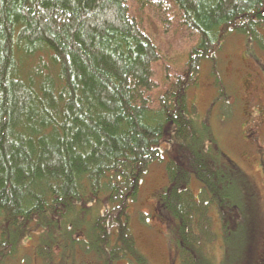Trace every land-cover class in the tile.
<instances>
[{
  "label": "trees",
  "instance_id": "trees-1",
  "mask_svg": "<svg viewBox=\"0 0 264 264\" xmlns=\"http://www.w3.org/2000/svg\"><path fill=\"white\" fill-rule=\"evenodd\" d=\"M263 29L264 0H0V264L27 262L34 238L49 262L150 264L132 207L168 130L182 156L167 163L160 208L182 264L214 261L213 206L226 239L245 210L249 242L253 209L209 167L187 88L227 37L264 47ZM183 41L186 66L171 74L166 64L156 95L158 66ZM190 178L200 195L183 186Z\"/></svg>",
  "mask_w": 264,
  "mask_h": 264
},
{
  "label": "rangeland",
  "instance_id": "rangeland-1",
  "mask_svg": "<svg viewBox=\"0 0 264 264\" xmlns=\"http://www.w3.org/2000/svg\"><path fill=\"white\" fill-rule=\"evenodd\" d=\"M159 24L150 19L147 30L153 38L159 37ZM264 34V29H263ZM171 33L161 35L162 41L166 44ZM172 41V39H170ZM184 42V41H183ZM176 43L169 50L164 63L158 66V81L160 86L156 89V95L166 90L165 68L169 65V72L182 73L186 66L188 55L192 44L186 42ZM165 48V46H162ZM163 52V50H162ZM164 53V52H163ZM165 54V53H164ZM213 56V57H211ZM211 56L204 57L200 61L199 71L194 73L195 82L187 88L189 102L195 106L196 120L200 129H205L207 133L202 134L198 129V135L203 136V146L210 147L207 151L208 165L220 176V180L227 179L230 189L237 194L238 180L232 176H226L224 172H229V160L235 159L248 172V178L252 183L256 193L255 200H246V207L252 210L250 213L253 230L251 231L249 242L244 228L248 223L249 215L244 210L237 214L238 224L235 225L237 231L228 232L226 239L221 228V215L213 206L211 214L214 220L215 229L219 236L211 246L214 256L212 264H264V185L263 178L259 171L252 168L251 161L244 156L245 139L241 132L242 103L239 97H235L238 90V82L247 74L254 73L257 79L256 96L264 102V47L255 42L248 41L240 34L227 37L221 49L215 50ZM252 85V84H251ZM243 89V88H242ZM249 90H252L249 88ZM254 91V90H253ZM238 94H241L238 92ZM244 97V94H241ZM206 123L203 126L202 123ZM169 129L172 123L168 124ZM171 130L166 132L161 143V157L153 161L143 178L138 201L132 207L133 217L131 225L137 237L138 245L146 254L150 264H182L181 241L169 228L167 220L161 215L163 210L160 202L161 191L169 186L170 179L167 175V163L171 159L179 160L182 156L177 144H172ZM172 140V141H171ZM209 143H211L210 146ZM205 144V145H204ZM203 146H201L203 148ZM176 147V148H175ZM179 149V151H178ZM256 170V171H255ZM231 172V171H230ZM230 179L231 182H230ZM183 186H187L196 196L200 195L202 184L197 178H190ZM246 190L243 191L245 193ZM240 193V192H239ZM246 195V194H245ZM244 206V205H243ZM252 207V208H249ZM257 213L255 214L256 210ZM249 243V244H248ZM36 239L26 240L23 245V253L30 256L27 262L23 259L14 261L12 264H59L57 261H46L35 250ZM31 253V254H30ZM22 255V252L21 254ZM204 258H198L195 264H205ZM116 264H137L126 260L118 261ZM191 264V263H190ZM211 264V263H208Z\"/></svg>",
  "mask_w": 264,
  "mask_h": 264
},
{
  "label": "flooded vegetation",
  "instance_id": "flooded-vegetation-1",
  "mask_svg": "<svg viewBox=\"0 0 264 264\" xmlns=\"http://www.w3.org/2000/svg\"><path fill=\"white\" fill-rule=\"evenodd\" d=\"M256 81L254 73L243 77L238 82V90L240 91L236 90L235 97H239L242 103L241 132L246 145L244 156L246 159L250 158V165L253 164V169H255L254 163L256 164V170L259 171L261 178H263L264 185V102H261L259 96H256ZM249 88L252 90H249ZM238 92L243 93L244 97ZM226 157L230 161V173L233 178L238 180V186L240 185L243 191L246 190L247 200L252 202L256 196L252 183L255 184L256 181H251L248 178V172L245 171L239 162L230 158L228 153Z\"/></svg>",
  "mask_w": 264,
  "mask_h": 264
}]
</instances>
